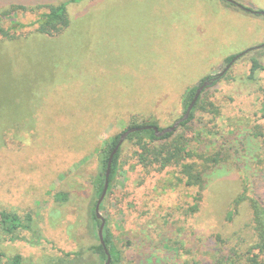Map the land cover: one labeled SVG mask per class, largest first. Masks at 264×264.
<instances>
[{"label":"rangeland","instance_id":"374dc122","mask_svg":"<svg viewBox=\"0 0 264 264\" xmlns=\"http://www.w3.org/2000/svg\"><path fill=\"white\" fill-rule=\"evenodd\" d=\"M66 1L0 0L6 31L13 33V21L29 26L17 30L15 40L0 37V211L30 214L37 227L32 237L22 229L26 241L8 242L0 233V251L8 259L20 255L22 264H56L62 253L77 252L83 261L98 263L87 251L96 243L90 219L95 154L131 123L171 127L188 107L186 92L225 70L204 92L203 103L239 102L264 90V72L248 78L251 59L264 66V0H232L250 13L224 0H82L67 5L70 23L59 36L32 32L44 7ZM7 11L10 16H1ZM231 56L237 59L227 69ZM201 113L171 139L155 143L171 152L186 147L185 161L153 171L140 205L173 191L175 209L184 201L192 209L199 206L195 238L217 234L236 242L237 234L248 236L251 214L244 200L232 221L227 219L235 200L249 197L242 172L228 164L202 189L179 183L187 164L201 169L202 157L225 149L223 139L204 134L213 126L204 124L210 117ZM226 127L232 129L228 122ZM121 151L112 194L100 214L122 252L121 264H134L139 228L135 222L125 228L129 208L121 198L130 184L141 183L145 169L137 166L135 146L124 142ZM195 251L196 260L203 256L200 245Z\"/></svg>","mask_w":264,"mask_h":264},{"label":"trees","instance_id":"16d2710c","mask_svg":"<svg viewBox=\"0 0 264 264\" xmlns=\"http://www.w3.org/2000/svg\"><path fill=\"white\" fill-rule=\"evenodd\" d=\"M82 0H69L54 6L49 5L44 8L47 12L41 14L36 22L34 31L40 35L56 37L62 34L69 26L70 20L67 13V5L70 3L80 2ZM235 6V5H233ZM22 9L23 7H12L13 9ZM11 11L1 14V16H10ZM13 33L6 31L0 21V37L5 40H15L17 30H24L29 26L13 21L11 23ZM234 56L228 57L225 62L227 65L232 61ZM249 80H253L255 74L264 72V66L260 65L256 59L250 60ZM211 76L205 79H210ZM203 79V81L205 80ZM203 81L196 88L189 89L185 94V100L192 102L196 90L201 86ZM216 82L211 86H215ZM209 88L205 87L195 103L189 119L180 124L179 128L188 126L192 122L196 112H202L210 117V121L204 123L206 126H213L209 130H203L204 134L211 135L216 140L223 139L222 146L225 149L220 150L208 156L202 157L205 164L202 168H196L195 163L187 164V174H182L179 178V183L184 184L192 189H202L205 187L206 180L211 176L216 177V174L222 171V168L228 164H233L243 174V179L246 182L247 195L243 198L238 197L235 200V209L228 214V221L231 222L234 215L239 213L238 205L241 201L249 200L250 202V220L246 225L248 236L239 235L233 242L229 239H222L221 235H213L211 239L195 238V229L193 223L194 215L197 213L195 209L190 208V204L186 201L180 207L175 209L176 197L175 192L169 194L153 196L145 207L140 205L143 192L148 190V183L153 179V171H162L169 167H180L185 161L183 154L186 152V147L181 148L174 146V151L171 152V147L165 144L160 147L155 146V143L167 141L171 139L174 133L166 134L157 138L152 129L145 127L155 126L161 130L156 123L146 122L142 124L131 123L129 128H140L141 130L131 133L127 136L125 142L137 148V166L145 169L140 174L141 183L138 185L130 184L127 193L121 198L122 204L127 205L126 216L122 221L129 227L130 223L135 222L139 228V234L135 238V248L132 251L134 264H264V90L256 93H251L240 100L239 102L231 100L229 102L214 105L211 102L203 103L202 95ZM256 100L253 102L251 98ZM188 104V105H189ZM203 104L210 109L203 107ZM205 110V111H204ZM201 113V114H202ZM239 119V120H238ZM232 129L226 127V123ZM217 128V129H216ZM121 135V134H120ZM120 135H117L111 143L96 151L97 169L92 180V207L90 210V219L94 229L93 234L96 243L90 245L87 251L97 257V264H105L107 254L110 256V264H121L122 252L114 243L112 232L105 220L103 230L104 245H101L95 229L98 230L100 221L95 216V205L99 199L104 186V177L109 156L119 141ZM253 151V153H252ZM121 147L114 156L111 173L109 177V188L107 194L100 205L99 212L106 209V198L112 194V183L114 182L121 159ZM195 156L193 157L194 160ZM255 162V164H253ZM253 166V167H252ZM195 194H198V192ZM141 199V200H140ZM198 202V198L194 199ZM122 208V207H120ZM140 209V213L137 211ZM33 217L30 214H25L23 217L8 211H0V233L8 242L26 241L22 233V229L30 231L31 237L37 235V227H32ZM34 222V221H33ZM198 234V233H197ZM243 237L248 241L243 243ZM210 240V243H208ZM28 242V241H27ZM31 246H36L29 242ZM208 244V245H207ZM200 245L203 256L195 259V248ZM22 257L15 255L8 259L5 253L0 251V264H22ZM56 264H90L83 261L82 254L77 253H62L61 257L56 258Z\"/></svg>","mask_w":264,"mask_h":264},{"label":"water","instance_id":"95a60500","mask_svg":"<svg viewBox=\"0 0 264 264\" xmlns=\"http://www.w3.org/2000/svg\"><path fill=\"white\" fill-rule=\"evenodd\" d=\"M224 1H226L228 3H232V4L236 5L238 8L243 9L246 12L250 13L249 10L243 8L242 6H240L238 4H235L232 0H224ZM236 59L237 58L232 59V61L228 65V67L230 65H232V63ZM228 67H227V69H228ZM224 72H222L219 75L215 76L214 80H216L217 78L221 77L224 74ZM210 85H211V83H208L207 81H205L196 90L195 95H194V98H193L192 102L188 105L187 109L185 110L184 115L179 120H177L171 127H168V128L159 130L155 126H152V127L148 126V127H145V129H147V130L152 129L154 131L155 136L157 138H160V137H162V136H164L166 134L173 133L174 131H176L179 128V126H180L181 123H183V122H185V121H187L189 119L190 113H191V111H192L195 103L197 102L200 94L202 93V91L204 90L205 87H208ZM139 130H141V129L140 128H129L126 131H124L123 133H121V135L119 137V141L115 145L114 149L112 150V152H111V154L109 156L108 162H107L106 171H105V177H104L103 190L101 192V195H100L99 199L97 200V203L95 205V211H94L96 218L100 221V226H99L98 231H97V237H98V240H99V242H100L101 245H104L103 230H104V227H105V220L101 216V214L99 212V209H100V205L103 202V200H104V198H105V196L107 194L108 188H109V177H110V173H111L112 161H113L114 156L117 154V152L119 151L120 147L122 146V144L125 142L127 136L129 134L134 133V132H137ZM106 254H107V260H106L105 264H110L111 258H110V256L108 255L107 252H106Z\"/></svg>","mask_w":264,"mask_h":264},{"label":"flooded vegetation","instance_id":"af4514ba","mask_svg":"<svg viewBox=\"0 0 264 264\" xmlns=\"http://www.w3.org/2000/svg\"><path fill=\"white\" fill-rule=\"evenodd\" d=\"M228 65H229V64H228ZM228 65H226V67H225V68H227V67H228ZM226 71H227V70H226ZM214 78H215V77H212V78H210V79H205V80L203 81V83H204L205 81H207L208 83H213V82H214V81H213V80H214ZM203 83H202V84H203ZM202 84H201V85H202Z\"/></svg>","mask_w":264,"mask_h":264}]
</instances>
